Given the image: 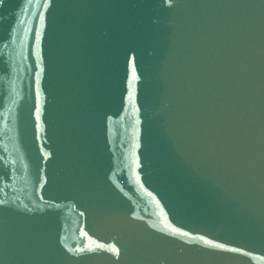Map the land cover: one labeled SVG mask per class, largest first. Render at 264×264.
I'll list each match as a JSON object with an SVG mask.
<instances>
[{"label": "water", "instance_id": "95a60500", "mask_svg": "<svg viewBox=\"0 0 264 264\" xmlns=\"http://www.w3.org/2000/svg\"><path fill=\"white\" fill-rule=\"evenodd\" d=\"M0 264H264V0H0Z\"/></svg>", "mask_w": 264, "mask_h": 264}]
</instances>
